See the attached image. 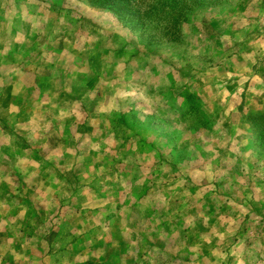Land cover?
<instances>
[{
	"label": "rangeland",
	"instance_id": "rangeland-1",
	"mask_svg": "<svg viewBox=\"0 0 264 264\" xmlns=\"http://www.w3.org/2000/svg\"><path fill=\"white\" fill-rule=\"evenodd\" d=\"M0 264H264V0H0Z\"/></svg>",
	"mask_w": 264,
	"mask_h": 264
}]
</instances>
